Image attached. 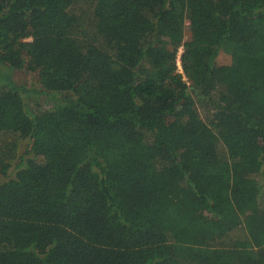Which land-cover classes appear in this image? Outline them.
I'll list each match as a JSON object with an SVG mask.
<instances>
[{"label":"trees","instance_id":"trees-1","mask_svg":"<svg viewBox=\"0 0 264 264\" xmlns=\"http://www.w3.org/2000/svg\"><path fill=\"white\" fill-rule=\"evenodd\" d=\"M0 137V264H264V0H0Z\"/></svg>","mask_w":264,"mask_h":264},{"label":"rangeland","instance_id":"rangeland-1","mask_svg":"<svg viewBox=\"0 0 264 264\" xmlns=\"http://www.w3.org/2000/svg\"><path fill=\"white\" fill-rule=\"evenodd\" d=\"M189 37V33L188 30H185V39H188ZM183 48L180 47L178 50V54H177V67H178V72L182 74V69H181V61H180V55L182 53ZM229 57L223 53H220L217 57V63L220 65H224L226 66L227 64H229ZM14 79L18 82V83H23L26 85H32L34 82L37 81V77L35 75V73H30V72H26V71H18L16 70L14 72ZM0 141H1V137H0ZM28 145V142L25 140L21 143L20 149L18 150V153L20 154ZM11 169V168H10Z\"/></svg>","mask_w":264,"mask_h":264}]
</instances>
